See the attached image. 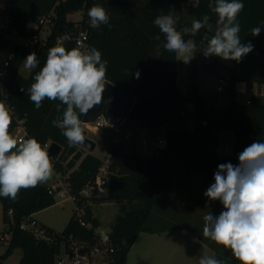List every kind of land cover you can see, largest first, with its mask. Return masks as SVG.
Instances as JSON below:
<instances>
[{"label":"trees","instance_id":"trees-1","mask_svg":"<svg viewBox=\"0 0 264 264\" xmlns=\"http://www.w3.org/2000/svg\"><path fill=\"white\" fill-rule=\"evenodd\" d=\"M244 9L238 14L240 39L242 44L249 41L253 50L239 62L234 60L229 68V90L231 101L222 108L217 107V95L203 97L196 90L193 96V112H188V99L178 84V60L174 53L166 51L162 44L165 38L153 21L158 15L174 12L179 20L178 30L190 27L193 20L209 15L212 30L201 29L184 39L197 45L196 55L206 45L205 37L214 35L218 17L208 7L215 0H5V11L10 19V28L18 31L16 38H9L7 29L0 18V102L9 106L14 115L24 119L28 134L25 139L34 137L42 147L47 142H57L63 146L60 156L50 158L65 172H70L68 179L70 190L77 192L88 182L97 179L104 160L78 145H69L62 129L54 127L52 121L60 102L45 98L37 109L30 101L28 88L34 82V75L44 65L48 50L57 46L60 36L69 34L71 40L61 43L66 49L79 48L75 36L81 28L88 29L89 37L81 50L96 47L106 60V79L114 82L136 96V103L127 123L137 121L151 126H162L179 118L177 127L166 129V146L154 144L152 154H126L122 145L110 147L112 154L107 167V184L101 196L93 200H115L120 204V213L111 226L110 234L118 246L121 263H127V254L142 231L161 232L168 229H155L147 225L168 179L178 163H183L187 171L197 170L205 178L207 189L214 183V173L218 165L232 163L238 165V155L254 141H264V97L256 96L250 103L235 99V87L264 85V0H241ZM99 4L109 16V25L93 28L87 15L88 9ZM81 11L80 21L69 20L68 14ZM51 15L53 23L48 28L49 35L39 43L26 46L20 37L29 39L34 36L33 24L40 16ZM260 27L259 36H253L250 30ZM159 35L160 40L154 37ZM37 54L39 64L29 76L20 73V67L27 55ZM209 66H217L221 58L210 56ZM8 63V64H6ZM140 75L137 78L136 72ZM21 88L24 91H21ZM62 109L66 106H61ZM192 116L193 128L184 122L182 112ZM83 115H80L82 120ZM207 120V124L202 121ZM12 126L9 128L11 134ZM234 133L235 154L220 155L219 132ZM68 150L67 156L65 151ZM73 154L69 158V155ZM68 160L66 167L62 160ZM60 162V164H59ZM46 182L34 188L21 189L18 198L0 197L3 207V221L11 233L6 255L14 247H21L23 254L20 264H55L60 244L38 238L29 228H22L21 223L28 217L47 227L52 234L83 235L92 229L84 227L76 215L70 219L63 231H57L41 223L34 214L55 204V194L48 191ZM12 210V215L9 211ZM86 218L95 225L100 222L94 217L90 207L86 209ZM200 239L209 243L202 235ZM211 245V244H210Z\"/></svg>","mask_w":264,"mask_h":264},{"label":"clouds","instance_id":"clouds-1","mask_svg":"<svg viewBox=\"0 0 264 264\" xmlns=\"http://www.w3.org/2000/svg\"><path fill=\"white\" fill-rule=\"evenodd\" d=\"M208 7L218 19L214 35L205 37L207 43L200 52L206 58L217 56L239 62L254 48L250 41L242 44L239 36L237 17L244 4L241 0H215ZM87 15L93 28L109 25V16L99 4L89 8ZM209 19L205 14L193 20L190 27L178 30L179 17L170 12L158 15L153 23L165 38L162 47L187 64L197 52V45L184 36H195L204 28L211 31ZM250 33L259 36L261 28L254 27ZM154 38L160 40L159 35ZM61 39L69 41L71 36L65 34ZM38 64L37 54L31 52L23 68L32 71ZM107 64L94 46L69 50L58 44L48 50L44 65L33 77L34 82L28 88L30 101L37 109L45 98L60 102L57 113L62 111V115L52 125L63 130L69 145L85 142L80 115L88 114L101 103ZM139 75L137 71V78ZM62 105L66 107L62 109ZM12 122L13 114L0 102V197L16 200L21 189L34 188L51 179L54 169L48 151L36 138L18 141L10 134ZM238 160V165L230 162L218 165L214 183L204 192L210 201L218 200L225 210L219 216L211 212L203 216V236L230 250L240 264H264V141L247 146L239 153ZM198 264H223V261L214 256H201Z\"/></svg>","mask_w":264,"mask_h":264},{"label":"rangeland","instance_id":"rangeland-1","mask_svg":"<svg viewBox=\"0 0 264 264\" xmlns=\"http://www.w3.org/2000/svg\"><path fill=\"white\" fill-rule=\"evenodd\" d=\"M135 1L144 2L145 0ZM0 11L2 13L0 15H3L4 0H0ZM68 18L72 21H80L83 18V14L81 11L72 12L68 14ZM1 19L4 20V17ZM214 27L216 28L215 25ZM44 35L45 33L43 32L42 36ZM207 63L208 58L203 54H194L187 64L178 60V84L188 99V109L193 108L195 90L203 97L217 95L216 105L219 108L225 107L232 99L228 84L230 78L229 68L233 65L234 60L221 59L217 66H209ZM20 73L24 76H29L31 71L25 70L22 64ZM220 76L224 77L226 82H222ZM245 88L249 87L246 85ZM188 123L186 121L187 125ZM129 125L134 127V137L124 138L120 145L123 146V151L126 154H141L142 138H149L150 133L148 130H142L137 121H131ZM11 131H13L12 135L17 139L20 134L19 127H12ZM231 132H219L221 142L234 144V134ZM116 135V130L108 125L101 127L95 132L88 130V136L96 142V147L92 153L105 160ZM67 154L68 150L65 151L64 156H67ZM72 155L70 154L69 158ZM67 161L63 158L61 164L66 167ZM51 162L54 174L46 183L53 185L58 184L59 181L65 182L70 172L59 169L57 162L54 160ZM168 180L162 196L157 201L147 220V225L153 226L157 230L166 227L173 229L161 232L142 231L127 254V264H177L176 259L181 256L185 258L193 257L197 263L201 256H214L221 261H230L229 259L234 258L230 250L215 244L211 239L203 236V216L208 212H211L214 216H219L225 210L218 200L210 201L204 195L207 190L204 187V176L197 170L187 171L183 163H178ZM55 200V204L36 212L34 217L48 227L63 231L73 215H76V206L74 201L62 192L55 194ZM195 201L198 202L195 205L196 207L191 204V202L195 203ZM89 207L94 217L98 219L100 225L106 230L111 229L117 215L120 213V204L115 200H92ZM0 224L4 227L6 225L3 221L1 202ZM183 228L189 230L191 238H193V235H202L209 241V244L216 247L217 251L210 249L198 239L193 241L196 243L194 252L188 251L187 248H184V245L187 247L186 244H188L189 239L183 234ZM7 248L8 242L0 241V264H20L23 254L22 248L14 247L11 253L6 255ZM183 248L184 252H182Z\"/></svg>","mask_w":264,"mask_h":264},{"label":"built area","instance_id":"built-area-1","mask_svg":"<svg viewBox=\"0 0 264 264\" xmlns=\"http://www.w3.org/2000/svg\"><path fill=\"white\" fill-rule=\"evenodd\" d=\"M53 23V18L51 15H44L38 18V21L33 24L34 36L32 38L26 39L20 37V41L26 46L31 44L39 43L43 37L49 35L48 28ZM2 26L7 29V35L9 38H16L18 31L10 28V19L8 16L2 19ZM45 33L42 36V33ZM62 36L58 37L57 45H61L64 41L61 39ZM89 37L88 29L81 28L75 36L76 45L79 48H83L87 39ZM8 64V63H6ZM222 82H226L225 78L220 76ZM246 85H237L235 87V99L239 102L250 103L254 100V97L260 96L264 97V85H255L253 87L245 88ZM10 112L13 114V122L10 126L19 127L20 134L17 140H23L28 134L27 126L24 123V119L17 118L13 110L9 107ZM188 112H193V108L189 109ZM188 112L183 111L181 116L185 119L184 122L188 121V125L193 128V118L192 116L188 119ZM203 124H207V120L202 121ZM142 124V123H141ZM179 124V118H175L162 126H151L150 124H142V130H148L150 137L142 138V154H152V147L154 144L160 146H166L168 139L165 135L166 129L177 127ZM110 126L114 128L117 132L114 138L111 148L120 145V142L124 138L134 137V127H131L127 121H123L121 124L110 123L103 115L98 117L95 121L83 122L81 120L82 129L91 131H98L103 126ZM50 142L43 145L45 150L50 146ZM112 154L111 149H109L107 158L102 164L97 179L88 182L81 190L77 192H72L67 181H59L58 184H53L48 186V191L50 193L62 192L67 194L68 198L72 199L76 206V217L82 226L92 229L90 232H86L83 235H64V234H52L50 230L38 224V222L32 218L28 217L21 223L22 228L31 229L34 234L41 239L48 240L50 242H55L60 244V250L56 255L55 264H127L121 263L118 256V246L113 242L110 230L104 229L100 224L95 225L91 220L87 219L86 209L90 205L94 196H101L105 192L107 184V167L110 161V155ZM65 183V184H63ZM12 215V210L9 211ZM11 238L10 231L7 230L6 226L0 224V241L9 242Z\"/></svg>","mask_w":264,"mask_h":264},{"label":"water","instance_id":"water-1","mask_svg":"<svg viewBox=\"0 0 264 264\" xmlns=\"http://www.w3.org/2000/svg\"><path fill=\"white\" fill-rule=\"evenodd\" d=\"M136 103V96L114 82L105 79V90L102 93V100L99 105L94 106L88 114H83V122L95 121L103 115L110 123L121 124L127 120ZM85 142L78 146L92 152L96 147V142L87 135V130L83 129ZM63 150V146L57 142H51L47 149L50 158H57ZM235 154L234 144L221 142L220 155L233 156Z\"/></svg>","mask_w":264,"mask_h":264},{"label":"crops","instance_id":"crops-1","mask_svg":"<svg viewBox=\"0 0 264 264\" xmlns=\"http://www.w3.org/2000/svg\"><path fill=\"white\" fill-rule=\"evenodd\" d=\"M1 12V11H0ZM0 14H2V13H0ZM7 16V14H6V11H5V0H4V13H3V15H0V18H5ZM138 124H140V126L143 124H141V123H139V122H137ZM144 124H146V123H144ZM231 133H233V132H231ZM13 134V131H12V133H11V135ZM234 134V133H233ZM229 144V143H228ZM122 148H123V146H122ZM56 178H57V176L56 175H54ZM206 189V188H205ZM196 203H198V202H196L195 201V203L193 202H191V204H194V206L196 205ZM196 207V206H195ZM183 234L184 235H186L187 236V238L189 239L188 240V244H186V246L187 247H185V245H184V248H187L188 249V251H191V252H194V248H195V245H196V243L195 242H193V241H195V240H197L198 239V241H200L201 243H204L205 245H207L210 249H213V250H216L217 251V249H216V247L215 246H213V245H210L209 243H207V242H205L204 240H202V239H200L197 235H193L192 237L193 238H191V236H190V234H189V230L187 229V228H183ZM184 248L182 249V252H184ZM188 254V253H187ZM230 261H223V264H240V262L239 261H237V260H235V258H231V259H229ZM199 261V260H198ZM176 263L177 264H198L197 263V261H196V259L195 258H191L190 256L189 257H183V256H181V257H179V258H177L176 259Z\"/></svg>","mask_w":264,"mask_h":264}]
</instances>
